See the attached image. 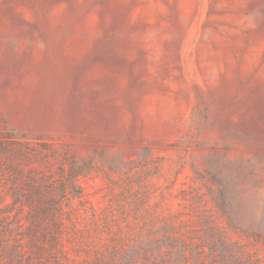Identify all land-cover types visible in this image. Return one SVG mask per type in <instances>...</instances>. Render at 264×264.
<instances>
[{
	"label": "rangeland",
	"instance_id": "1",
	"mask_svg": "<svg viewBox=\"0 0 264 264\" xmlns=\"http://www.w3.org/2000/svg\"><path fill=\"white\" fill-rule=\"evenodd\" d=\"M0 264H264V0H0Z\"/></svg>",
	"mask_w": 264,
	"mask_h": 264
}]
</instances>
